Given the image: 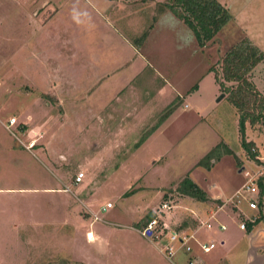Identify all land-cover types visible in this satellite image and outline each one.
Segmentation results:
<instances>
[{"label":"rangeland","instance_id":"rangeland-1","mask_svg":"<svg viewBox=\"0 0 264 264\" xmlns=\"http://www.w3.org/2000/svg\"><path fill=\"white\" fill-rule=\"evenodd\" d=\"M90 1L108 2L113 17L104 11L112 23L85 7L89 0H66L58 9L61 23L49 34L55 0H0V264H69L72 237L87 229L97 232L101 225L124 230L128 239H120L123 249L116 255H95V264H187L189 259L207 264L229 248L228 261L243 264L249 240L238 225L262 218L253 233L260 229L256 237L264 240V192L260 197L253 180L258 195L235 194L245 182L244 172L261 176L264 186V123L245 124L244 140L252 142L258 158L250 160L240 146L237 115L210 70H218L222 55L244 37L264 53V0H216L230 20L203 47L169 11L156 12L166 0ZM123 6L133 14L129 22ZM64 23H73V32ZM106 25L143 46L137 52L145 60L134 61L123 80L112 76L117 81L109 88L94 76L121 69L130 52ZM65 31L72 35L61 42ZM89 52L101 61L89 62ZM48 54L60 57L56 61ZM251 81L264 97V61ZM194 85L196 93L190 90ZM160 87L164 95L158 94ZM171 104L163 124L133 149ZM220 143L231 155L220 146L209 169L195 167ZM77 173L82 179L73 184ZM184 178L205 194L204 203L176 192ZM250 200L257 202L256 210L248 209ZM165 202L171 208L161 213ZM106 203L111 208L102 212ZM148 211L157 224L143 235L145 227L134 224ZM183 222L188 229L180 227ZM162 224L191 234L190 254L182 249L171 258L162 254ZM210 243L213 249L200 250Z\"/></svg>","mask_w":264,"mask_h":264},{"label":"trees","instance_id":"trees-1","mask_svg":"<svg viewBox=\"0 0 264 264\" xmlns=\"http://www.w3.org/2000/svg\"><path fill=\"white\" fill-rule=\"evenodd\" d=\"M165 10L169 11L191 31L198 47H203L206 43L212 42L219 30L230 20V15L226 9L216 0H166L162 4L157 5L156 12L161 14ZM145 36L146 33L142 34L138 38V43ZM263 61L264 53L249 39L244 37L228 48L222 55L218 64V70H210L213 73V78L218 89L225 94V99L237 115V132L239 134L240 146L250 160L256 159L257 152L254 151L252 142L244 140L245 124L253 128L259 124L262 126L264 123V97L255 89L251 81V74L254 68ZM190 90H196V86L194 85ZM173 109L174 106L172 104L166 107V110L157 119V122L144 132L132 148H138L167 116L172 113ZM220 146L223 147V153L231 155L230 150L220 143L199 159L195 167L209 169L211 165L210 161L218 156L216 150ZM234 159L236 165H238L236 157ZM261 180L260 178L257 181L260 197L264 192ZM175 190L180 195L199 202H205L206 200L205 194L188 178L182 179ZM153 219H155V214L152 211H148L140 221L134 224V227L135 229H141ZM260 219L262 218L255 219L253 222H247L245 224V232L248 233L253 226L260 222ZM180 227L188 229L184 222Z\"/></svg>","mask_w":264,"mask_h":264},{"label":"crops","instance_id":"crops-1","mask_svg":"<svg viewBox=\"0 0 264 264\" xmlns=\"http://www.w3.org/2000/svg\"><path fill=\"white\" fill-rule=\"evenodd\" d=\"M101 1L104 2V0H101ZM55 2H57L56 3V7L52 11H54L55 13L57 12V13L55 14V19L51 20V22L49 23V26H47V29L50 31L49 34H53L52 33L53 26H54V24L56 22L61 23L60 21H58V19L60 17V15H59V13H60L59 12V10H60L59 7L60 6H63V4H64L63 2H66V0H55ZM89 2H91V1L89 0ZM105 3L106 4H102V2H98V3L96 2L95 4H93L91 2V3L85 4V7H87L89 10L93 11L95 14L96 13H103L104 14L103 15L104 18L106 17L107 20H109V22L112 23L113 20L109 19L106 16V14L110 13L109 16L113 17L111 13H113V10L114 9L112 10L111 8H109L110 10H106V9H108V4H107L108 2L105 1ZM127 8L128 7L123 6L120 9H122L121 12L125 13L126 22H129L128 20H129L130 16L133 15V14H131V12L129 10L128 11L127 10L126 11L124 10V9H127ZM56 9H57V11H55ZM104 9H105V11H107V12L109 11V12L108 13H105ZM139 11H142V8H139ZM135 14H137V13H135ZM98 17H100V16L98 15ZM100 19H101V17H100ZM120 19H122V18L119 16V20ZM63 20H64V22H66L67 21V18L62 19V21ZM101 21L104 23L103 25L106 24L103 20H101ZM81 23H84V22L82 21ZM64 26L65 27L71 26L72 27V32H73V30H74V24L73 23H71V24L64 23ZM106 27H107V28H105L106 30L109 29V30H111V32L113 34L117 35L116 36L117 39H119L120 42L122 41L123 43L122 42L121 43L125 45L126 51H129L130 52V56H129V59H128L129 60L128 62H130V63L127 62V64L125 66H123L121 69H119V70H117L115 72L113 71L109 76H106L107 73H101L98 76H94V78L96 77L98 79L104 78L102 81H99L98 82L99 84H102L104 81H106L104 85L106 87H108V86L111 87L112 86V83H115L117 81V80L113 79V78L116 77V76H114L115 74L117 76H120L121 75L120 78L123 80L124 77H127L128 75H130V72H128V73H126V72L128 71L129 66H132L133 65V62L134 61L139 60L140 63L142 62L141 64H143V62L145 60H141L142 58H141V55L139 54L140 52L139 53L137 52V51H140V49H143V46L141 48L138 44H136V45H135V43H134V45L130 44V39H128V37H124V35L119 30L117 32V29H115V28H114V30H112L107 25H106ZM130 27H132V26H130ZM136 29H138V26H136V28H134V29L129 28L130 33L133 32L134 30L136 32ZM72 32L69 33L68 31H65L64 34H63V37L61 39H59V40L62 42L64 40V37L67 38V39H69V35L71 36L72 35ZM99 36L101 37V40L103 39L102 40L103 42L106 41V36H101V35H99ZM55 37H56V35H55ZM156 39L158 40L157 42L159 44L161 42H163L162 41L163 39L160 40L158 37H156ZM105 43H107V42H105ZM107 45H108V43H107ZM156 49L157 48L155 47V49H153V51H155ZM45 51H46V55H47L48 50H45ZM90 52L88 53V56H87V60L89 62L90 61H93V62L94 61H101V59L98 57L99 55H96V53H94V52L92 53V55H90ZM111 52L112 51H109V56L112 54ZM47 57L53 58L56 61H58L60 55H56V56L54 55V56H52V55L48 54ZM64 59H67V58H64ZM111 60H114L112 58V55H111ZM123 61H125V60H123ZM114 67H115V65H114ZM117 73H119V74H117ZM112 76H114V77L111 78ZM108 77L111 78V79L108 80ZM90 78H92V77H90ZM118 84H121V80H119ZM158 92H159L158 94L164 95V89H163V87H160L158 89ZM196 92H198V89L197 88H196V90L193 93H196ZM163 122L161 124H163ZM157 128L151 134H153L157 130ZM147 138L145 139V141L147 140ZM59 191H61V190H59ZM165 203L168 204V202H165ZM202 203H204V202H202ZM110 208H111V206L109 208H104V210L105 209H110ZM251 211H253V210H251ZM94 218L96 220H99L98 217H97V215L95 213H94ZM108 222L105 221V224L112 225L111 222H109V223ZM101 227L100 228L98 227L99 230L97 232H95V230H91L90 231L89 229H87V231H85L84 234H81V235L78 234L76 237H72V239H73V240H71L72 241V245L70 246V250L67 251L68 252L67 257H69V259H70L69 260V264H74V263L75 264H77V263L78 264H95L97 262V258H98L95 255H100L99 253H101V254L107 253L110 256H112V252H115V255H116V254H118V253H120L122 251L123 245L120 242H121V240H127L128 239V236H126L125 231L124 230H120L118 228H106L105 226H102V225H101ZM256 227H257V224L255 226H253L248 233L245 232L246 233L245 234L246 235V238L249 240V247L246 249V257H244L245 258V261L243 260V264H264V250L261 248L262 252H260V254H258V255L256 254V250H259L260 247H262L264 245V240L262 242H260L261 238L260 237H256L257 234H258V231H260V229L256 230L255 233H253L254 230L256 229ZM130 231L133 232L134 229H132ZM240 231H242V230H240ZM60 238L62 239V237H60ZM77 240L80 241V242L82 240L83 243L82 244H78V241ZM58 242H59V240H58ZM224 242H225V240L224 241H220L221 247H225L226 246V244ZM57 244L58 243H56L53 246H57ZM227 244L229 245V240H228V243ZM48 246H52V245H48ZM50 248L52 249V247H50ZM230 249L231 248H229V250L225 251V253L222 252V255L219 257V259L216 262H213V263L212 262H207V264H222V260H225V262H227V264H232V262L228 261V257H227V253H229ZM75 252L76 253H79L78 256L79 257H82L83 259L79 258L78 256H74L73 257V255H75ZM19 263L20 262H18L17 264H19ZM63 264H65V263H63Z\"/></svg>","mask_w":264,"mask_h":264},{"label":"built area","instance_id":"built-area-1","mask_svg":"<svg viewBox=\"0 0 264 264\" xmlns=\"http://www.w3.org/2000/svg\"><path fill=\"white\" fill-rule=\"evenodd\" d=\"M14 120H10L8 123L9 125H11L13 123ZM256 159H258L256 157ZM260 168V167H259ZM82 173H77L74 176V182L73 184H78L81 179H82ZM243 177H245V182L242 184L240 190L238 192H236L235 195H240L239 192L243 191L245 193H248L250 195H254L257 194L258 195V190H257V181L261 176H254L252 174H250L249 172H244L243 173ZM253 180L256 181V184L253 183ZM64 191H68V189L66 187H64ZM257 202L255 200H250L247 201V207L249 210H256L257 207ZM110 204L107 203L105 204L104 208H109ZM104 208H102L101 210L103 211ZM171 206H169V204L163 203L161 205V213H166L168 210H170ZM255 220V218H250L248 220V222H253ZM157 224V220L156 218L153 219L150 223H148L145 228L142 229V234H149L150 230H152L153 227H155V225ZM209 226V224L207 225V227ZM163 229L165 230L164 232H166V243L163 245V250H162V254H165L168 256V258H171L174 256V254L178 251L182 249V253L184 254H190L191 253V248L190 246H188V241H190L191 238V234H178L173 230L168 229V227L164 224H162ZM239 230H244L245 229V224L240 223L238 225ZM218 229L220 231L224 230V226L223 225H219ZM213 249V244H202L200 246V250L204 253L208 252L209 250ZM187 264H196V262L193 261V259H189L187 261Z\"/></svg>","mask_w":264,"mask_h":264},{"label":"water","instance_id":"water-1","mask_svg":"<svg viewBox=\"0 0 264 264\" xmlns=\"http://www.w3.org/2000/svg\"><path fill=\"white\" fill-rule=\"evenodd\" d=\"M223 95L221 94L220 96H219V98H221Z\"/></svg>","mask_w":264,"mask_h":264}]
</instances>
